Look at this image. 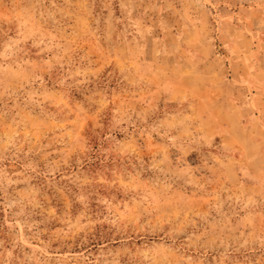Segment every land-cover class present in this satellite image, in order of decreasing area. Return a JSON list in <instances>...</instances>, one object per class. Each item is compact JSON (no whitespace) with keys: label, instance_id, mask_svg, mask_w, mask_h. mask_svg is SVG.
<instances>
[{"label":"rangeland","instance_id":"rangeland-1","mask_svg":"<svg viewBox=\"0 0 264 264\" xmlns=\"http://www.w3.org/2000/svg\"><path fill=\"white\" fill-rule=\"evenodd\" d=\"M0 264H264V0H0Z\"/></svg>","mask_w":264,"mask_h":264}]
</instances>
